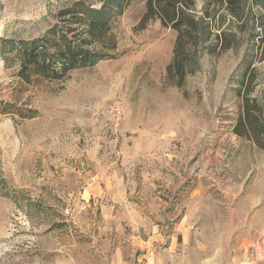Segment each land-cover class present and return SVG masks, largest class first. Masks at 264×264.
Listing matches in <instances>:
<instances>
[{"label":"rangeland","instance_id":"1","mask_svg":"<svg viewBox=\"0 0 264 264\" xmlns=\"http://www.w3.org/2000/svg\"><path fill=\"white\" fill-rule=\"evenodd\" d=\"M73 1L0 0V38L42 35ZM245 1L258 23L264 6ZM194 3L199 17L208 0ZM143 9L117 17L110 57L62 81L23 84L0 54V264H264V150L232 132L242 61L264 32L211 7L214 34L237 43L201 50L178 87L176 33L140 28Z\"/></svg>","mask_w":264,"mask_h":264},{"label":"trees","instance_id":"2","mask_svg":"<svg viewBox=\"0 0 264 264\" xmlns=\"http://www.w3.org/2000/svg\"><path fill=\"white\" fill-rule=\"evenodd\" d=\"M98 1L100 4L93 6L92 2L75 0L60 8L57 21L38 37L30 40L0 38V54L6 57V62L9 60L7 55H13L11 60L18 64L17 76L21 83L31 84L38 78L62 81L70 71L91 66L111 56L109 51L116 48L113 36L116 19L134 0ZM139 1L144 4L138 24L140 28L152 20H159L163 27H170L176 33L166 78L178 87L183 86L187 73L197 68L201 50L215 53L216 50L230 49L237 43L233 31L221 30L214 34L220 17L216 10L211 13V7L223 8L241 21V31L248 27L246 24L251 19L247 29L258 27L260 32H264V15H260L258 23L253 16L249 19L245 0H208L204 13L199 17L191 12L194 0ZM254 1L264 6V0ZM253 36L259 42L253 44L252 51L246 50L242 61L243 69L235 88L237 110L232 132L264 150V70L258 72L255 65L257 61L264 60V33ZM18 113L31 118L36 110Z\"/></svg>","mask_w":264,"mask_h":264}]
</instances>
